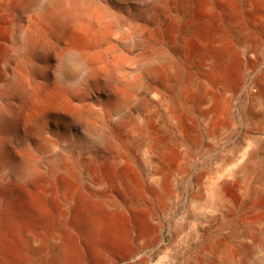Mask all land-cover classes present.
I'll return each mask as SVG.
<instances>
[{
	"label": "bare ground",
	"instance_id": "obj_1",
	"mask_svg": "<svg viewBox=\"0 0 264 264\" xmlns=\"http://www.w3.org/2000/svg\"><path fill=\"white\" fill-rule=\"evenodd\" d=\"M41 1L0 0V24L5 14H10L26 21L28 32L33 33L21 37L22 25L19 28L16 19L17 29L5 32L9 36L1 37L0 31V86L5 81L10 90L8 96L0 92V137L18 127L9 102H27L33 94L23 77L9 74L13 60L6 61L10 51L2 39L8 37L10 46H24L31 61L41 44L34 39L40 34L37 28L41 18L49 26L77 25L85 23L96 10L89 0L58 4L50 0L44 5ZM119 2L113 4L127 15V41H121L124 21H110L104 10L97 12L94 32L100 43L99 68L94 67L86 51L70 49L61 58L63 78L57 91L52 100L44 101L57 120L68 117L67 93L75 87L68 85L71 59L84 69L85 83L99 86L100 108L81 106L74 114L82 118L77 124L83 131L82 146L77 148L87 152V159L76 151L69 156L52 154L51 172L45 176L37 169L33 145L48 147L40 140L42 127L33 130V138H15L14 147L22 151L19 161L0 142V190L7 195L4 205L12 200L19 204V210L7 220L11 233L20 235L18 240L0 237V264H71L74 252L62 226L73 208L88 217L89 240L114 244L119 210L103 200L107 220L98 219L86 206L88 195L104 198L114 193L124 215L145 228L152 226L157 208L174 196L175 178L191 175L194 153L232 123L233 98L242 89L244 77L255 73L246 91L250 107L247 118L254 125L246 148L224 155L221 172L207 175L203 183L200 173L193 196L197 207L208 210L203 222L225 232L223 238L213 239L205 252L218 251L221 264H246L255 252L264 253V130L261 132L258 125L264 116V0ZM37 39L42 40L41 35ZM97 123L109 132L100 133ZM68 133L62 130L55 142ZM70 147L66 144L64 149ZM99 147L115 157H99ZM16 161V179L2 176L4 167ZM226 165L230 168L223 170ZM104 183L107 188L102 187ZM53 190H57L64 209L57 214V228L45 236L43 208ZM234 218L244 225V235L238 228H230ZM20 220H29L33 228L26 225L19 229ZM21 245L30 252L22 253ZM189 264L204 263L195 260Z\"/></svg>",
	"mask_w": 264,
	"mask_h": 264
},
{
	"label": "rangeland",
	"instance_id": "obj_2",
	"mask_svg": "<svg viewBox=\"0 0 264 264\" xmlns=\"http://www.w3.org/2000/svg\"><path fill=\"white\" fill-rule=\"evenodd\" d=\"M49 1L50 0H42L41 5ZM53 1L58 4L66 0ZM89 1L94 2L96 10L91 14L89 19L87 18L85 23L80 22L77 25L49 26L45 18L39 17L42 19H39L40 21L37 19V22H41V27L38 23L39 28H37L40 34H35L37 33L36 30H34V34L37 38L41 35L42 40L37 39L35 35H33L35 37L34 39L41 44H38V52L35 58L31 60L32 62L27 60V51H25L27 49H25L24 46H10L8 37L6 41L2 39L4 45L7 46L10 51V55H8L6 61L10 59L13 60V65L9 70V74L11 76L18 75L23 77L28 89L32 91L34 95L30 92L32 96L27 99V102H20L19 100L13 99L9 102L11 106H14V119L17 121L18 127L12 132L3 134L0 137V142L4 143L6 147L8 146V151L14 155L15 160L19 161L22 156V151L14 147L15 138L18 136L25 138L26 136H31V138H33V130L38 126L42 127L40 140L47 143L48 147L39 148V145H36V143L33 145L36 151V160L39 165H37V169L45 176H49L51 172L52 167L49 160L52 154L59 153L61 156H69L73 151H76L80 158L87 159V152L77 148L82 146L80 136H82L83 131L77 128V124L82 118L74 116V114L81 106L93 109L100 108L99 96L101 91L99 90V86L94 83H85L84 69L80 65H77L72 59L70 60L71 75L68 78V85L72 87L75 86L76 88L74 87V91L67 93L69 102L68 117L59 121L53 114L55 112L45 107L44 101L52 100V96L57 91V84L60 82V79L63 78L62 72L60 71L62 65L61 58L70 49L83 50L90 56L94 67L96 69L99 68L98 56L100 43L96 38L97 32L94 31H96L97 12L101 10L106 12V16L110 21L116 18L124 21V25L121 28L123 34V39L121 41L122 43L127 41V33L130 28L127 22V15L126 13L119 12L113 4H120L119 0ZM5 15V21L3 20L4 22H1L2 25L0 24L1 28L4 25L3 29L0 28L1 37H4V35L7 36L9 32L11 33L17 29L15 26L17 22H20V25L18 24L19 28L22 25L20 28L21 30L19 29L21 37L27 35V33H32L28 32L30 29H28V23H26V21L23 20L21 22L14 16V20H12V15ZM43 19L45 21H43ZM9 20L12 23H16L12 25ZM12 27L13 29L11 30L10 28ZM49 30L50 32H48ZM5 32L8 34H5ZM262 68L263 65L261 66V69ZM253 74L255 75V73ZM253 74L244 77L242 89L239 93L235 94L233 98L234 119L232 123L227 128L218 132L211 143L203 145L194 153L193 159L195 163L193 164L191 175L184 179H180L178 176L175 178L174 196L171 200L157 208L158 210L152 226L145 228L131 221L124 215L121 201L114 193H110L104 198L101 196L88 195L86 202L90 214L104 221L107 220V217L101 206L103 200L111 204L113 209L119 210L120 215L116 220L115 226L117 237L114 244H98L88 239L87 227L89 220L88 217H84L81 209L73 208L67 213V219L62 226V231L74 252L71 264H189L191 261L195 260L203 262L204 264H221L218 251L214 250L211 253H206L205 250L209 247L213 239L219 240L223 238L225 232H218L214 226L210 227L203 222L204 215L208 213V210H205L203 206L197 207L198 202L193 199V196L197 193L195 179L201 173L204 176L202 183L205 182L207 175L211 177L221 172V160L224 155H228L235 150H240L242 152L244 148H246V141L252 135L254 129L253 123L247 118V112L250 107L246 95V91L251 86L255 77ZM1 85L0 92L2 91V93L4 92V94L8 96L10 94L9 86L6 85L5 81L4 83L2 82ZM131 109L132 104L127 107L128 111ZM258 125L262 132V130H264V116L260 118ZM97 127L98 130H101L100 133L109 132L108 128L101 127L98 123ZM64 129H67L69 132L66 138H60L58 142H55L58 134L62 133ZM66 144L71 146L70 149H64ZM97 150V155L99 157H115V155H110L102 147H99ZM228 168H230V166L226 165L223 170ZM18 171L17 162L9 167H4V171L1 172V175L10 176L13 180L16 179ZM11 173H13L12 176ZM76 174L80 178H85L80 171H76ZM102 187L107 188V185L104 183ZM6 201L7 195L0 190V237L5 236L4 238L6 240L11 238L19 239L20 235L16 236L13 232L11 233L7 220L9 214H15L19 210V204L17 201L12 200L4 205ZM63 209L64 205L59 198L57 190H53L47 197L43 208L45 222L43 233L45 236L50 235L57 228L56 217L60 210ZM18 225L20 227L19 229L24 226L33 228V223L29 220H20ZM230 228H238L241 231L240 235H244L243 232H245V227L236 218L232 220ZM20 250L22 253L30 252L29 248L24 245L20 246ZM1 253L2 251L0 250V256ZM246 264H264V253L255 252L247 259Z\"/></svg>",
	"mask_w": 264,
	"mask_h": 264
}]
</instances>
